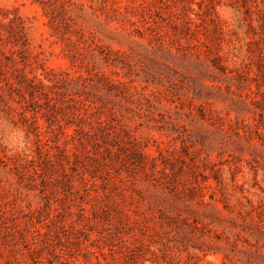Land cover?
I'll use <instances>...</instances> for the list:
<instances>
[{
    "label": "rangeland",
    "instance_id": "1",
    "mask_svg": "<svg viewBox=\"0 0 264 264\" xmlns=\"http://www.w3.org/2000/svg\"><path fill=\"white\" fill-rule=\"evenodd\" d=\"M0 264H264V0H0Z\"/></svg>",
    "mask_w": 264,
    "mask_h": 264
}]
</instances>
